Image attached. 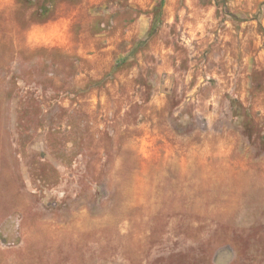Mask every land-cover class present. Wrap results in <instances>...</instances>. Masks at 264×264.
I'll list each match as a JSON object with an SVG mask.
<instances>
[{"label": "rangeland", "instance_id": "374dc122", "mask_svg": "<svg viewBox=\"0 0 264 264\" xmlns=\"http://www.w3.org/2000/svg\"><path fill=\"white\" fill-rule=\"evenodd\" d=\"M0 264H264V0H0Z\"/></svg>", "mask_w": 264, "mask_h": 264}, {"label": "trees", "instance_id": "16d2710c", "mask_svg": "<svg viewBox=\"0 0 264 264\" xmlns=\"http://www.w3.org/2000/svg\"><path fill=\"white\" fill-rule=\"evenodd\" d=\"M47 1H49V0H47ZM42 8H43V7H42ZM159 8H161V4H160Z\"/></svg>", "mask_w": 264, "mask_h": 264}]
</instances>
